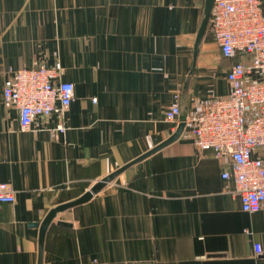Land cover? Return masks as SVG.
Masks as SVG:
<instances>
[{
    "label": "crops",
    "instance_id": "1",
    "mask_svg": "<svg viewBox=\"0 0 264 264\" xmlns=\"http://www.w3.org/2000/svg\"><path fill=\"white\" fill-rule=\"evenodd\" d=\"M203 7L204 0H0V180L15 197L0 202V264H37L32 222L169 136L178 119L166 121L164 110L175 93L188 115L228 92L231 61L207 29L192 66ZM43 60L60 63L73 100L62 116H36L35 130L21 131L1 83L8 69ZM61 120L65 129L51 131ZM225 166L183 132L59 212L42 264H264V204L245 211L220 175Z\"/></svg>",
    "mask_w": 264,
    "mask_h": 264
},
{
    "label": "built area",
    "instance_id": "2",
    "mask_svg": "<svg viewBox=\"0 0 264 264\" xmlns=\"http://www.w3.org/2000/svg\"><path fill=\"white\" fill-rule=\"evenodd\" d=\"M209 26L219 53L231 61L225 71L229 89L186 115L183 132L197 149L227 160L220 175L229 181V191L245 211L257 212L264 204V0H213ZM60 70L58 61L47 65L45 60L7 70L1 101L17 109L21 131L35 130L36 116H62L72 102L73 83L59 79ZM173 96L164 110L168 122L181 114L179 96ZM64 129L61 120L50 130ZM14 200L11 184L0 180V202ZM261 252L262 243L255 242L254 253Z\"/></svg>",
    "mask_w": 264,
    "mask_h": 264
},
{
    "label": "water",
    "instance_id": "3",
    "mask_svg": "<svg viewBox=\"0 0 264 264\" xmlns=\"http://www.w3.org/2000/svg\"><path fill=\"white\" fill-rule=\"evenodd\" d=\"M213 4V0H204V7H203V18L202 21L198 27L197 34L195 36L194 42H193V51H192V66H195V59L197 57L198 51H199V44L201 40L203 39L204 33H205V28L209 23V17H210V10ZM185 119H186V113H181L178 116V121L175 125L174 131L164 138L163 140L159 141V143L155 144L153 147L143 151L142 154L130 159L127 161V163L117 166L115 169L111 170V172L101 176L100 178H97L93 184H91L87 189L82 191L78 197L64 201V203H59L57 205H54L53 207H50L45 214V216L42 218L40 222H32L33 224H38V229H39V236H38V254H37V264H42V254H43V241L44 237L47 231L48 224L56 217V215L59 212L64 211V209L71 208L77 205H80V203L85 202L89 200L93 194H96L97 191H99L101 188H103L105 185L110 183L114 177L127 169L128 166L137 163L146 156L158 151L160 148L164 147L168 143H171L175 141L183 132L184 130V125H185ZM56 223L61 226H70L71 223L66 221V220H56Z\"/></svg>",
    "mask_w": 264,
    "mask_h": 264
},
{
    "label": "rangeland",
    "instance_id": "4",
    "mask_svg": "<svg viewBox=\"0 0 264 264\" xmlns=\"http://www.w3.org/2000/svg\"><path fill=\"white\" fill-rule=\"evenodd\" d=\"M205 29H207V36L206 37L209 38L212 42H214L213 37H212V30H210L209 24L206 26Z\"/></svg>",
    "mask_w": 264,
    "mask_h": 264
}]
</instances>
